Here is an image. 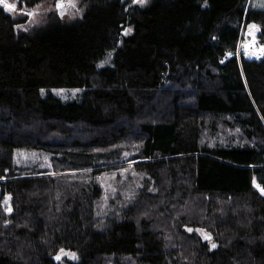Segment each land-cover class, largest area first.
I'll list each match as a JSON object with an SVG mask.
<instances>
[{
	"label": "trees",
	"instance_id": "16d2710c",
	"mask_svg": "<svg viewBox=\"0 0 264 264\" xmlns=\"http://www.w3.org/2000/svg\"><path fill=\"white\" fill-rule=\"evenodd\" d=\"M84 1L31 29L0 6V264H264V56L237 54L264 8Z\"/></svg>",
	"mask_w": 264,
	"mask_h": 264
},
{
	"label": "rangeland",
	"instance_id": "374dc122",
	"mask_svg": "<svg viewBox=\"0 0 264 264\" xmlns=\"http://www.w3.org/2000/svg\"><path fill=\"white\" fill-rule=\"evenodd\" d=\"M131 3L135 4H145L149 0H127ZM5 4L15 5L13 10H9L5 7ZM252 4L256 8H264V0H252ZM62 5V6H61ZM0 6H3L7 11L11 12L21 21L20 26L24 29H31L34 26L43 25L48 21L49 15L54 12L58 14L63 20L75 19L81 16L86 8V3L84 0H44L35 6H29L26 3H22L20 0H4V3H0ZM242 28L243 39L240 41L242 47H244L239 54V46L237 49L238 55H245L247 57L255 58L260 56L259 58L264 56V43L257 46V42L255 39V33L257 34V30H261V26L259 23H244ZM241 28V29H242ZM247 36L245 37V35ZM239 42V43H240ZM246 53H249L247 55ZM232 52L228 53L231 55ZM262 55V56H261ZM54 92L61 94L62 97L65 98H74L82 93V88L77 87L74 89H53ZM208 117V116H207ZM238 137V134H236ZM239 138V137H238ZM236 137L233 136L229 138L227 141H235ZM204 142L208 140V137L202 139ZM39 148V147H38ZM15 161L19 165L21 169H30L34 166L38 167H48L52 168V159L49 153L39 151L37 149H31L29 147H19L15 150ZM130 163H135V160H132ZM131 169V173H132ZM108 176V175H107ZM108 192V190L106 191ZM6 207L5 209L8 211L12 210L11 206V197L9 194L6 195L5 199ZM58 256L60 257V261L67 262L68 259L78 260V254L74 250L70 249H61L59 251ZM74 256V258H73Z\"/></svg>",
	"mask_w": 264,
	"mask_h": 264
},
{
	"label": "bare ground",
	"instance_id": "6f19581e",
	"mask_svg": "<svg viewBox=\"0 0 264 264\" xmlns=\"http://www.w3.org/2000/svg\"><path fill=\"white\" fill-rule=\"evenodd\" d=\"M245 23H247V22H245ZM243 32H244V29L242 28L241 29V33H240V38H239V42L243 39ZM260 32H261V30H257V34L255 33V39H256V42H257V46H259L258 45V43H260V45H262V42L260 41V38H259V34H260ZM247 36V34L245 35V37ZM242 42V41H241ZM241 42L239 43V47L240 48H244V47H242V44H241Z\"/></svg>",
	"mask_w": 264,
	"mask_h": 264
},
{
	"label": "snow or ice",
	"instance_id": "6c2138e0",
	"mask_svg": "<svg viewBox=\"0 0 264 264\" xmlns=\"http://www.w3.org/2000/svg\"><path fill=\"white\" fill-rule=\"evenodd\" d=\"M0 3H4V0H0ZM5 7L8 8L9 10H13L15 8V5L5 4ZM261 191H262V194H264V189H261ZM206 238H208V237H206ZM213 247H215V245H213ZM73 258H74V256H73ZM57 259H60V257L58 256Z\"/></svg>",
	"mask_w": 264,
	"mask_h": 264
},
{
	"label": "built area",
	"instance_id": "2783aa9c",
	"mask_svg": "<svg viewBox=\"0 0 264 264\" xmlns=\"http://www.w3.org/2000/svg\"><path fill=\"white\" fill-rule=\"evenodd\" d=\"M242 49H243V48H240V47H239V53L242 51ZM244 52L246 53V51H244ZM246 54L249 55V53H246ZM261 56H262V55H261ZM257 57H259V56H257Z\"/></svg>",
	"mask_w": 264,
	"mask_h": 264
},
{
	"label": "water",
	"instance_id": "95a60500",
	"mask_svg": "<svg viewBox=\"0 0 264 264\" xmlns=\"http://www.w3.org/2000/svg\"><path fill=\"white\" fill-rule=\"evenodd\" d=\"M2 187H1V184H0V196H2Z\"/></svg>",
	"mask_w": 264,
	"mask_h": 264
}]
</instances>
